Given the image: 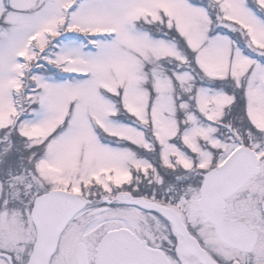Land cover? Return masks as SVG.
<instances>
[{
  "label": "snow or ice",
  "instance_id": "1",
  "mask_svg": "<svg viewBox=\"0 0 264 264\" xmlns=\"http://www.w3.org/2000/svg\"><path fill=\"white\" fill-rule=\"evenodd\" d=\"M0 264H264V0H0Z\"/></svg>",
  "mask_w": 264,
  "mask_h": 264
}]
</instances>
